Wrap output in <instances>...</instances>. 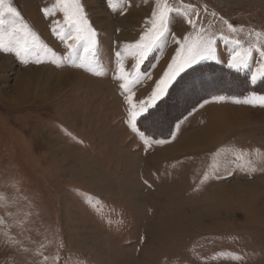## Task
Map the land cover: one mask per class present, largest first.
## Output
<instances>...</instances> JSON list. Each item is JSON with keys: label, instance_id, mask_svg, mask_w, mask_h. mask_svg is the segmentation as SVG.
<instances>
[{"label": "rangeland", "instance_id": "rangeland-1", "mask_svg": "<svg viewBox=\"0 0 264 264\" xmlns=\"http://www.w3.org/2000/svg\"><path fill=\"white\" fill-rule=\"evenodd\" d=\"M0 264H264V0H4Z\"/></svg>", "mask_w": 264, "mask_h": 264}, {"label": "bare ground", "instance_id": "bare-ground-1", "mask_svg": "<svg viewBox=\"0 0 264 264\" xmlns=\"http://www.w3.org/2000/svg\"><path fill=\"white\" fill-rule=\"evenodd\" d=\"M139 7H142V6H139ZM145 12L146 11L143 8H132L129 11L128 15L134 16L133 18L135 19L136 17H139L142 14H145ZM122 37H123V35H122ZM233 114H234L233 111L231 112V111L227 110V111H225L224 117L232 116ZM212 133H214V129L213 128H211V129L209 128V129H206V130L202 131V133H200V134L192 135L189 138L191 140L190 143L191 144L192 143H202L203 141H206L207 139H209L212 136ZM199 222H201V221H199Z\"/></svg>", "mask_w": 264, "mask_h": 264}, {"label": "snow or ice", "instance_id": "snow-or-ice-1", "mask_svg": "<svg viewBox=\"0 0 264 264\" xmlns=\"http://www.w3.org/2000/svg\"><path fill=\"white\" fill-rule=\"evenodd\" d=\"M3 3H4V0H0V5H2ZM8 11L11 12V13H14L17 16H19V13L16 12V10L14 8H9ZM5 51H8V49H5ZM198 54L199 53H197V55ZM192 59L195 60V56H193ZM161 91H162V89H161Z\"/></svg>", "mask_w": 264, "mask_h": 264}]
</instances>
